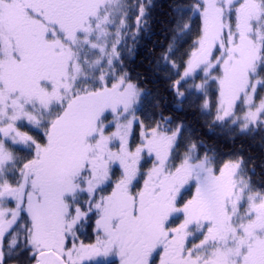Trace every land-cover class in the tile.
<instances>
[{
    "label": "snow or ice",
    "instance_id": "6c2138e0",
    "mask_svg": "<svg viewBox=\"0 0 264 264\" xmlns=\"http://www.w3.org/2000/svg\"><path fill=\"white\" fill-rule=\"evenodd\" d=\"M0 264H264V0H0Z\"/></svg>",
    "mask_w": 264,
    "mask_h": 264
}]
</instances>
